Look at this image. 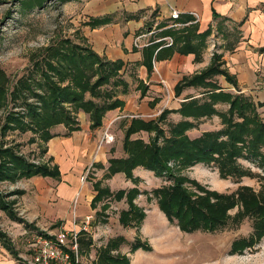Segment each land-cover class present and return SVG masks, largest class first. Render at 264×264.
<instances>
[{
    "label": "crops",
    "instance_id": "0c3cea01",
    "mask_svg": "<svg viewBox=\"0 0 264 264\" xmlns=\"http://www.w3.org/2000/svg\"><path fill=\"white\" fill-rule=\"evenodd\" d=\"M76 3L79 11L71 20L78 22L76 29L84 39L83 42L100 56L122 62V79L127 82L128 91L117 94V97L124 104L122 107L106 111L102 125L97 128H90L89 117L83 112L77 113L78 130L65 135L67 130L63 125L53 127L55 136L45 144L44 157L50 159L51 165L57 166L59 176L34 175L21 178L13 183L20 192L10 195L8 199L14 202L13 210H18V215L22 214L31 227H48L51 232L57 231L56 233L64 230L65 239L69 238L67 231L80 230L87 224L89 231H86L79 241L90 238L91 244L86 247L79 243V247L85 254L95 257V264H100L97 260L98 250L111 244L116 237L122 238L121 243L111 247L110 253L113 256L127 257L128 264H193L191 255L194 258L195 256L190 251V244L178 243L180 238H175L180 236L159 209L156 199L154 203H148L146 195L138 194L136 205L143 210L145 217L136 231L135 228L120 224L118 220L117 213L126 210L127 204L122 207L119 205L120 209L114 215L111 208L116 207H112L107 199L103 198L95 206L92 205L96 190L89 180L90 173L94 174L91 170L99 164L105 168L96 169L95 180L103 178L106 172L103 171L107 170L109 152L114 147L116 126L121 125L118 129L123 133L131 121V115L151 120L163 109L179 108L184 100L206 97L210 89L208 87L187 86L176 94L174 86L183 76L199 73L210 65L212 49L209 45L214 36L218 35L215 38V46L218 50L216 53L220 54L221 67L234 78L240 91L221 74L209 80L215 82L223 91L247 94L246 91L261 80L259 72L264 68V51L261 50L264 47V0H76ZM172 9L179 11L177 19L170 17ZM193 12L199 14L197 22H193ZM213 12L217 17L214 18ZM105 17L109 21L100 22ZM173 23L181 25L173 27ZM192 28L197 33L212 30L205 40V46L197 49V52L184 54L177 50L178 47L185 48L182 41L175 39L172 46H167L162 39L170 36L164 34L166 30L174 29L177 35ZM136 41L152 45L162 43L159 46L160 55L152 60L151 70H147L143 62L144 47H138ZM191 43L197 44V39H193ZM170 47L173 49L172 53ZM227 107L223 102L215 104V108L220 111L226 110ZM180 119L182 116L177 112H171L167 116V120L172 123ZM164 127L166 128V125ZM221 127L220 118L212 115L197 120L195 126L188 129L186 134L190 138H196L204 131H214ZM142 132L145 131L135 134ZM145 133L146 138H141L148 141L149 134ZM135 134L133 138H137ZM114 152L118 158L127 156L123 145L119 148L115 146ZM136 168L133 170L134 175L144 180L147 174L140 167ZM125 179L124 173H115L103 181L109 188L112 187L111 190L125 188L126 185L135 186L130 180L125 186H116ZM106 203L110 204L109 207L103 206ZM0 212L7 217L5 212ZM98 218H105L106 221L101 222ZM7 222L12 233L21 225L20 222L9 218ZM26 229L27 227H24L22 231ZM2 231L5 234L8 232ZM102 235H106V238L99 240ZM136 236L142 241H148L152 249L138 248L131 252L130 246ZM0 264L21 263L0 243Z\"/></svg>",
    "mask_w": 264,
    "mask_h": 264
},
{
    "label": "trees",
    "instance_id": "16d2710c",
    "mask_svg": "<svg viewBox=\"0 0 264 264\" xmlns=\"http://www.w3.org/2000/svg\"><path fill=\"white\" fill-rule=\"evenodd\" d=\"M46 0H25L23 5L28 9L43 6ZM73 0H59L65 3ZM214 18L217 14L213 12ZM107 17L100 22H108ZM211 29L197 33L195 29L175 35L174 29L166 30L164 34L182 41L185 47L177 50L187 54L197 52L205 46V40L211 35ZM197 39V44L192 45V40ZM79 42L69 38H62L42 47L38 53L31 56L35 71L40 70V78L35 81L31 75H23L10 87V81L5 71L0 68V108L6 105L8 98L18 100L25 92L36 97V103L27 102L25 97L26 114L30 116V124L25 123L24 116L11 112L6 116L3 129L21 128L31 129L39 133L42 144L55 136L51 131L56 125L62 124L70 134L79 129L76 114L83 111L89 115L90 128L102 125V118L106 111L122 107V100L117 97V87L121 86V93L128 91V84L122 79V62L109 60L96 53L79 37ZM172 43V44H173ZM162 43L149 44L143 48V62L147 70H151L153 58L160 55L159 46ZM172 46V45H170ZM172 53V47L169 48ZM264 51V47L261 48ZM220 54L213 53L210 65L203 71L191 76H183L174 86L178 94L187 86H204L210 88L203 99L190 98L181 102L175 110L163 109L161 113L151 120L140 118L131 119L124 132L123 150L126 157L109 158L107 176L116 172H124L126 177L132 176V170L142 166L154 173L155 176L165 178L171 183L162 185L153 190L158 207L166 215L170 222H176L180 230L191 233L196 230L214 232L225 228L229 222L237 226L245 217L252 219V231L249 236H241L232 241L230 253H241L247 247H253L264 237V185L257 192L248 185H239L229 193H221L210 190L197 182L177 173L196 163L215 164L219 176L239 180L243 176H253L249 169L242 168L238 158L251 159L258 162L264 168V120L259 116L258 107L264 105L255 102L254 99L242 92L233 93L223 91L215 83L209 80L217 74L225 77L237 91L234 78L221 67ZM108 85V89H102ZM141 84L138 85L140 87ZM223 102L228 108L220 111L215 104ZM171 112H177L182 116L176 123L166 121ZM217 115L222 127L214 131H204L196 138H190L186 131L202 117ZM191 118L192 120H189ZM166 125V128L164 127ZM146 131L149 134L148 141L142 138H131L133 133ZM46 152V147L41 148V153ZM0 181L14 182L17 178L32 177L34 175L58 177L59 170L56 165L47 163L33 164L22 156L16 154L12 148L1 151ZM174 163L172 167L169 163ZM260 176V175H259ZM264 179V176H261ZM189 183L196 191L188 189ZM96 194L92 199V205L110 195L107 188H99L93 183ZM19 190L11 191L9 195L19 193ZM139 193L135 188L118 190L114 193L117 199L127 197L129 208L121 211L120 222L129 226L133 221L139 226L144 213L133 203L134 197ZM8 194H0V209L12 220H18L27 227L33 229L25 220L16 216L13 211V201H6ZM105 207V204H104ZM236 208L234 214L229 210ZM85 231H78L77 241L86 247L91 244L90 238L81 240ZM122 238L116 237L111 244L98 250L97 260L100 264H128L125 256H113L111 247L118 246ZM0 243L8 250L11 256L19 263L18 256L11 240L0 229ZM138 248L150 250L148 243L135 239L131 243L130 251ZM73 257V254H72Z\"/></svg>",
    "mask_w": 264,
    "mask_h": 264
},
{
    "label": "rangeland",
    "instance_id": "374dc122",
    "mask_svg": "<svg viewBox=\"0 0 264 264\" xmlns=\"http://www.w3.org/2000/svg\"><path fill=\"white\" fill-rule=\"evenodd\" d=\"M23 1L25 0H0V68L3 69L6 75L8 76L10 81V87L16 82L18 78H20L23 75L30 74L31 78L34 79L35 81H37L40 78L39 76L40 70L38 72L35 71L34 62L31 60V56L35 53H38L42 47H45L46 45L58 41L62 38H69L74 42L80 41L79 31L78 29H76V27L78 26L77 24L78 22L76 23L71 20L73 15H75L79 11L77 8L78 4L76 3V0L61 4L59 3V0H46L43 6L33 7L31 9H28L26 6H24ZM217 36H214L210 42L212 43L214 41L216 42L215 38ZM221 40L222 39L220 38V41ZM212 43H210L209 45L210 48L212 46ZM148 44L149 43L147 44L144 43V45L142 46H138V45L137 46L142 48L147 46ZM214 52L215 53L218 52L216 46H214V48L211 50L210 55H213ZM259 73L261 76V80L257 84H255L253 88L249 89L251 92H249L248 90L246 91V93L249 94L254 99L255 102L264 103V68ZM108 88H109L108 85L102 87V89L104 90ZM131 88H133L132 84H131ZM120 90H121V86H118L116 89L117 94L121 93ZM251 93L253 95H251ZM24 96L29 98L27 99L28 103L29 102L36 103V99H35L36 97H34L32 94L25 92ZM24 96L22 98H19L18 100H11V98H8V102L6 103V105L0 108V160L2 159L1 151L5 148H12L13 150L16 151L17 155L22 156L24 159H26L27 161L33 164L47 163L49 166H51L50 159L45 158L44 153H41V148L45 147L46 143L42 144V141H40L39 139V133H35L31 129H27V130H22L21 128H14V129L7 128L5 130L3 129V126L6 123V116L9 113L15 112L21 116H24L26 114L27 106L25 104L26 99ZM257 110L259 112V116L264 120V105L258 107ZM78 112H83V111L80 110ZM76 117L78 120L77 114ZM133 118H140V116L131 115L130 119ZM166 121L167 123L171 122L168 121L167 119ZM24 122L30 124V116L25 117ZM61 125L62 124H59L56 125L55 127H62ZM116 128L117 131L115 132V136L113 137L114 147H112V149L110 150L109 152L110 154L106 162L107 168L109 166V161H108L109 158L111 157L118 158V156H115L116 154V152H114L115 146L119 148L120 145H123L124 132L127 129L126 128L122 133V131H119L118 129L121 128V125H117ZM51 130L54 131L53 129ZM145 132L139 134L133 133L131 135V138H133V135L135 134L137 135L135 137L137 138L142 137L145 139L146 138ZM237 162L242 168L249 169L253 173V176H243L239 180L230 177L223 179L219 176L218 168L213 163L211 164L196 163L195 165H192L186 169L177 171V173L185 177H188L189 179L196 180L197 182H199L200 184H202L203 186H205L210 190H216L221 193H229L235 190L239 185H248L252 187L253 190L256 192L260 190L261 187L264 185V179H262L261 177L264 176V168L261 165H259L257 161L255 160L253 161L251 159L238 158ZM169 164L172 165L173 168L176 167L174 163L170 162ZM137 167H140L142 171H144L147 174V177H145L144 180L139 176L134 175L133 170L137 169L135 167L132 170L131 177H126V175L124 174L126 179L124 181L122 180L121 183L118 182L116 184V186L118 187L125 186L127 184L126 182L130 183L129 182L130 180L131 183L135 186L129 187L128 185H126L125 188H119L113 190H111L112 187L109 188L110 186L109 185L107 186L103 181L112 176L111 175L109 177H106L108 175L107 170L103 171V173L105 171L106 172L105 174H103V178H101L102 180L101 179L95 180L97 178L95 174L96 169L105 168L104 166L102 167L99 166V164H97V166L93 167L94 169L91 170L92 172H94V174L90 173V177L94 179V181H92L91 178H89V180L92 183H97L99 188H107L110 190V195L104 196L103 198L109 200V202L112 204V207H116V208H111L113 210L112 213L113 215L116 214V212L120 209L119 205H121L122 207L125 206V204H127V207L129 208L128 200L125 195L119 199L114 197V193L116 191L124 190L125 192H127L128 189L135 188L139 191L138 194L142 193L147 196V200L149 202L147 200L146 201L148 203H154L156 197L153 194V190L162 185H168L171 183L169 180L165 178H160L155 176L152 171L145 169L142 166H137ZM116 173H124V172L121 171ZM21 178H26V177H21ZM21 178H17V180H15L14 182L20 180ZM14 182H10L8 180L0 181V194L6 196L7 194L8 195L10 194L11 190L12 191L19 190V188H17V185L13 184ZM140 182L143 183L140 184ZM9 185H13L14 188L10 189ZM185 185L188 187V189L192 191H196V189L193 186H191L189 183H186ZM139 188H142L143 190L140 191ZM138 194L133 199L134 205H136L137 203L136 198ZM9 196L6 197V201H10L8 199ZM109 205H110L109 203L105 204V206L107 207H109ZM12 208L14 207L12 206ZM0 210L3 211L2 209ZM13 211L18 218L25 220L22 214L18 215L19 213L18 210L15 209ZM121 211H125V210H120L119 213H117L119 222H120ZM235 211L236 208L229 210V213L232 215L234 214ZM0 215H1L0 229L3 228L2 230H5L6 232L8 231L7 233L9 234L7 233L6 234L8 238L11 240L16 251H18V256L21 258V260L31 264L34 253L31 246L29 245V241L31 240V237L30 236L28 237V234H24V231H22L25 225L20 222L21 225L18 226L17 229H15L16 228L15 227L14 229L16 231L12 233L10 230V225L7 224L8 223L7 220L8 218L10 219V217L7 214H5L7 216L5 217L4 214L2 215L1 212ZM144 217H145V213H144ZM143 219L141 220L139 226H136L134 222L131 221L128 227L135 228V230L138 231ZM98 220L101 222L106 221L105 218L103 219L98 218ZM169 223L174 229H176L177 233L180 236L175 238V239L180 238L181 241H178V243L181 245L190 244V251H192V253H194L195 256L194 258L191 255V260L194 262L193 264H225V263L264 264V237H262L261 241L256 245H254L252 248L247 247L241 253H233V254L230 253V247L233 240L241 236L245 237L251 234L252 219L249 217H245L242 220V222H240L237 226H235L232 222H229L225 228L216 230L214 232L196 230L191 233H188L180 230L176 222L169 221ZM1 224L3 225L1 226ZM120 224L122 223L120 222ZM30 230H33L36 233H44L45 231L51 232V229L48 227L47 229L44 230L38 227H34L33 229ZM80 230L86 232L89 231V228L87 227L86 224ZM56 232L57 231L51 232V234H56ZM51 238L53 237L51 236ZM105 238L106 235L105 236L102 235L99 240ZM135 239H139V241L141 242L148 243V241L146 240L142 241L139 236H136L134 240ZM64 240L66 245L65 247L71 246L70 237ZM148 245L150 246L149 243ZM77 249H78V254L80 256L78 264L96 263L95 257L93 256L90 257L88 253L85 254L80 250V247L78 246V242H77Z\"/></svg>",
    "mask_w": 264,
    "mask_h": 264
},
{
    "label": "built area",
    "instance_id": "2783aa9c",
    "mask_svg": "<svg viewBox=\"0 0 264 264\" xmlns=\"http://www.w3.org/2000/svg\"><path fill=\"white\" fill-rule=\"evenodd\" d=\"M179 14L180 13L177 9H172L170 17L172 19H177ZM192 14L194 17L193 22H197L199 20V14L196 12H193ZM180 25V23L171 24L173 27ZM162 39L166 40L165 45L167 46L172 45L173 43L171 36H165ZM215 44L216 42L214 41L212 43L211 49L214 48ZM136 45L142 46L144 43H139L136 41ZM9 188L13 189L14 187L13 185H9ZM88 218L89 217H87L86 220H88ZM77 233L78 230L75 229L67 231V234L70 237L71 246L65 247L64 239L66 232L64 230H61L56 234H51L50 231L36 233L33 230H24V234H28V237H31L29 245L31 246L34 253L31 264H51L52 262H58L60 264H78L80 256L77 249ZM51 236L53 238H51Z\"/></svg>",
    "mask_w": 264,
    "mask_h": 264
}]
</instances>
